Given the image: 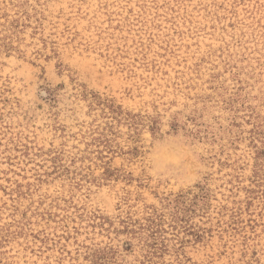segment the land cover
I'll return each instance as SVG.
<instances>
[{
  "label": "rangeland",
  "instance_id": "374dc122",
  "mask_svg": "<svg viewBox=\"0 0 264 264\" xmlns=\"http://www.w3.org/2000/svg\"><path fill=\"white\" fill-rule=\"evenodd\" d=\"M0 264H264V0H0Z\"/></svg>",
  "mask_w": 264,
  "mask_h": 264
}]
</instances>
